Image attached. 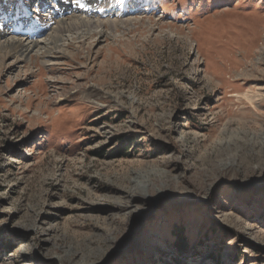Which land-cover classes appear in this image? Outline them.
<instances>
[{
  "label": "rangeland",
  "instance_id": "obj_1",
  "mask_svg": "<svg viewBox=\"0 0 264 264\" xmlns=\"http://www.w3.org/2000/svg\"><path fill=\"white\" fill-rule=\"evenodd\" d=\"M93 1L0 0V43L138 19L0 65V264H264V0Z\"/></svg>",
  "mask_w": 264,
  "mask_h": 264
},
{
  "label": "bare ground",
  "instance_id": "obj_2",
  "mask_svg": "<svg viewBox=\"0 0 264 264\" xmlns=\"http://www.w3.org/2000/svg\"><path fill=\"white\" fill-rule=\"evenodd\" d=\"M93 2H95V0ZM65 20L66 19L61 20L62 23L58 24L56 30L53 32L54 34H51V36H49L47 39L45 40L43 39V41L37 43V45L34 46L25 43V41H22V39L21 40L16 39L15 36H12V38H10L8 41L4 40L5 42L0 43V49H1L0 65L2 64L3 61L9 59V57L16 58L17 62H23V60H28L30 58L33 59V57L37 55L44 59H50L49 61L50 63H52V61L54 60L58 61L61 58L67 57L66 46L69 45L75 46L78 45L80 42L82 43L88 40L92 41L96 37H100L101 39L102 38L107 39L110 33L108 32L109 30L106 31V29L112 28L114 30H110V31L113 32V31H117L116 29H122L124 26H130V24H133V22L136 23L138 21V19H135L133 21L127 20L121 22V24H118L115 22H107V23L98 22L99 20L88 21L86 19L85 20L79 19L78 21H73V20L65 21ZM67 42L69 43L68 45ZM54 55H57V57H55ZM226 154H227L226 156L231 157V154L229 153ZM232 156L237 157L236 154ZM235 163H237L236 160L230 158L221 166L224 170L231 169L233 168ZM149 182H150L149 180H144L141 183L137 184V186L140 189L141 188L145 189L143 191L145 192L143 193L144 196H146V191L151 186ZM159 195L164 196L165 193L162 190H159Z\"/></svg>",
  "mask_w": 264,
  "mask_h": 264
},
{
  "label": "trees",
  "instance_id": "obj_3",
  "mask_svg": "<svg viewBox=\"0 0 264 264\" xmlns=\"http://www.w3.org/2000/svg\"><path fill=\"white\" fill-rule=\"evenodd\" d=\"M180 239H183V238L180 237ZM177 249L180 250L179 253H180L181 255H184V254L186 253V251H187V247H186V245H185V242H183V241H179V242L177 243Z\"/></svg>",
  "mask_w": 264,
  "mask_h": 264
}]
</instances>
